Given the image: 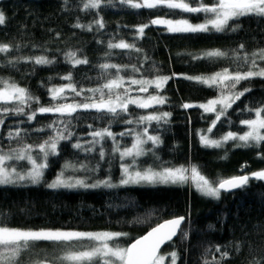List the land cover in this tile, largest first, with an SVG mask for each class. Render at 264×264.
Listing matches in <instances>:
<instances>
[{
  "label": "trees",
  "instance_id": "1",
  "mask_svg": "<svg viewBox=\"0 0 264 264\" xmlns=\"http://www.w3.org/2000/svg\"><path fill=\"white\" fill-rule=\"evenodd\" d=\"M86 0H0V10L5 13L4 25H0V44L12 45L8 53H0V78L14 82L28 89L39 98L24 106V114L0 113L4 120L0 125V149H20L24 145H37L55 135L48 125L55 123L56 129L69 139L61 140L57 154L49 155L48 167L39 184L0 185V220L7 226L25 229H67L85 232L126 233L110 244L127 247L133 240L145 234L165 219L185 216L182 227L188 233L187 239L180 235L168 243L161 254L176 252L177 264H264V181L250 179L247 186L232 192H221L215 199L203 195L192 183L159 185H125L98 188L47 187L66 163L86 165L92 168L100 164L97 177L122 176L121 164L125 161L117 145L126 148L133 144L135 133L145 127L148 134L159 136L162 143L146 144L150 150L142 159L144 165L155 168L190 169L195 166L210 180L250 174L264 169V142L259 147H236L238 141H227L221 147L205 146L201 135L220 138L227 132L247 131L242 120L255 117L252 109L264 103V78L241 81L238 90L251 88L236 101L227 114L221 116L211 132L208 129L216 119V113L205 112L200 107L185 109L184 103L199 105L220 96L218 87H209L188 76H210L222 69L247 70L248 65L235 60L233 52L249 54L264 48V17L249 15L229 22V29L239 25L236 31H209L200 33H172L162 25H149L143 37L137 35V26L148 24L161 16L172 19L204 21L211 14L189 13L179 9L157 7L134 9L120 0H103L99 9L83 8ZM196 6L198 0H190ZM211 4L214 0H203ZM103 18L104 27L94 22ZM77 24L84 28L75 27ZM87 25H92L91 30ZM124 40L135 44V49L108 47L109 42ZM220 49L228 57L215 59H194L202 53ZM76 52L77 58L87 59V64L73 66L65 55ZM46 56L54 63L37 65L24 57ZM9 61H16L10 64ZM115 64L121 69H101V64ZM139 71H134L132 66ZM71 73V81L62 79ZM175 74V75H173ZM116 75L123 76L125 87L131 79H153L155 76L173 78L161 88L149 87L139 92V85H130L133 97L161 95L166 103L140 108L130 104L128 112L113 116L95 109H78L71 115L55 112L37 113L34 120L28 115L40 106L90 102L93 93L88 91L100 87ZM71 82L77 95L67 89L64 97L53 100L50 89ZM107 93V90H105ZM123 93V89L119 90ZM99 99V93L95 94ZM107 98V96L105 97ZM16 102H0V107H15ZM221 106H218L219 110ZM119 111V110H118ZM171 113L165 121L135 123L138 117L148 114ZM132 120L133 123L125 121ZM109 128L115 140L105 137L100 143H93L91 133ZM20 130V136L10 138L9 132ZM43 129V131H40ZM120 133H126L121 136ZM130 133V134H129ZM211 139V138H210ZM80 143L82 148H75ZM84 149H92L85 151ZM104 152L103 158L100 152ZM39 157L38 149L32 151ZM226 157V158H225ZM9 164L19 166V161ZM28 166L26 161L21 162ZM21 166V165H20ZM83 175V171L74 172ZM83 243L87 244L88 241ZM229 256L221 259L220 252ZM239 247V251L236 248ZM59 247L48 241L36 242L35 248L23 254L22 264L58 254ZM171 257H168L170 264Z\"/></svg>",
  "mask_w": 264,
  "mask_h": 264
},
{
  "label": "snow or ice",
  "instance_id": "2",
  "mask_svg": "<svg viewBox=\"0 0 264 264\" xmlns=\"http://www.w3.org/2000/svg\"><path fill=\"white\" fill-rule=\"evenodd\" d=\"M111 2V0H109ZM67 3V0H65ZM103 3V0H86L83 4V8L87 9H99ZM121 4H126L131 8L140 9L148 8L153 9L157 7H166L168 9H179L189 13H205L211 14L206 16L203 23L193 24L188 19H165L156 18L152 19L148 24H142L137 26V35L143 37L145 29L149 25H165L167 31L172 33H200V32H223L225 30L236 31L239 25L233 26L229 29V22L233 20H239L240 17L256 15L264 17V0H214L211 4H205L203 0H198L196 6H192L190 0H120ZM6 20L5 13L0 10V25H4ZM99 28L104 27L103 18L94 22ZM75 27L84 28L85 25L77 24ZM87 28L91 30L92 25H87ZM12 45L0 44V53H8L12 49ZM108 47L119 49H135L137 52L141 51L135 47V44H129L124 40H120L118 43L109 42ZM244 45L241 44L239 49H243ZM234 50L233 55L235 60L242 61L243 64L248 65L247 70L241 71L240 65H237L236 70L230 71L228 68L222 69L219 72L213 73L210 76H188L185 77L189 80H195L201 84L209 87H218L220 90V96L207 103L194 105L192 103H184L183 108L188 109L192 107H200L205 112L216 113V119L212 121L211 127L208 129L211 132L212 128L216 126L217 121L221 116L227 114L226 110L231 108L236 101L240 100L245 93L250 92L251 88H244L242 91L238 90V85L241 81H247L252 78H264V67L257 63V60L264 61V48H261L251 54L244 52L242 55L240 51ZM69 61L75 65L87 64V59L77 58L76 52H68L65 54ZM221 57H228V53L220 49H214L202 53L200 56H194V59L208 58L215 59ZM24 60L34 61L37 65H47L54 63L53 60L48 59L46 56L37 57H24ZM10 64H15L16 61H9ZM101 69L107 70L111 68L121 69L122 67L115 64H101ZM134 71H139L134 65L132 66ZM175 75V74H173ZM172 76H160L157 75L153 79H131L128 87H125V79L123 76L116 75L114 78L108 79L106 83L102 84L98 88L89 89L88 91L93 93V97L88 98L90 102L68 104L60 103L50 106H40L36 110L32 111L28 115L29 120H34L37 113H60L68 114L76 112L78 109H95L99 112H107L113 116L119 113L128 112V106L130 104L136 105L140 108H150L153 105H159L166 103L167 98L157 95H148L146 98L130 95L132 91L130 85H139L137 89L139 92H147L148 88L155 85L157 89L165 85L168 80L172 79ZM62 79L71 81V73ZM67 89H71L76 92L77 95H81L83 89L77 92L75 85L69 82L66 85L60 87L51 88L50 94L53 100H58L64 97ZM123 89V93L119 90ZM107 90V93L106 91ZM99 93V99L95 97V94ZM107 96V98H105ZM16 102L15 107H0V113L5 115L13 113L16 115L24 114V106L29 105L30 101L39 102L38 97L32 96L28 89L20 87L14 82H9L0 78V102ZM217 105H220V109H217ZM119 110V111H118ZM250 112H254L255 117L253 119L242 120L241 123L246 125L248 130L243 134L236 132H227L221 139H210L206 135H201L200 140L205 146L221 147L227 141H238L236 147H259L264 142V103L261 106L247 109ZM171 116V113L163 112L159 114H148L137 118L135 123L141 124L151 121H165ZM126 123H133L132 120L125 121ZM4 120L0 119V125H3ZM53 128L55 135L50 136L42 143L37 145L27 144L20 149H9L8 152H4L0 149V185H10L28 182L30 184H39L43 180L44 170L48 167L49 155H56L58 144L61 140L69 139V136H65L63 132L59 131L55 127V123L48 125ZM43 131V129H40ZM126 133H120L123 136ZM130 134V133H129ZM10 138L20 136V130L17 129L14 133L9 132ZM93 137V143H100L105 137H110L115 140V135L109 130V128H103L95 130L91 133ZM146 137V138H145ZM151 141L153 145L162 143L159 136H153L148 134V129L145 127L142 132L135 133V142L130 148H124L121 151L120 147L114 149L116 152H120L121 157H133V164L135 163V157L140 155H146L148 151L144 148V145ZM75 148H82L80 143L74 145ZM38 149L40 156L34 157L32 151ZM90 151L92 149H84ZM264 158V153H259ZM101 158L104 156V152H100ZM226 158V157H225ZM11 160H27L30 162L31 167L26 171H17L15 166L8 165L7 162ZM38 160L40 162H38ZM74 168L75 165L66 163L64 170H62L57 177L47 184L48 188H98V187H117L120 185L128 184H156V183H185L189 177L186 173L189 171L183 166L179 168L166 167L160 171H156L151 167L144 171L130 170L132 164H124L123 177L121 178L119 185L111 182L109 176L103 180H96L93 183H88L85 179L76 178L73 176L65 177V170L68 168ZM80 169L86 168V165H79ZM93 169L92 171H95ZM191 178L196 181L197 189L205 196L219 199L221 191H231L238 188H243L248 185L250 179L264 181V169L254 171L250 174L232 176L228 178H219L216 180H210L202 175L199 170L193 166L191 168ZM186 218L184 216L176 217L171 220L164 221L152 228L146 235L135 240L128 247H120L118 245L110 244V241L127 235L120 232H85L75 230H63V229H25L15 228L7 226L3 220H0V264H22L23 254L31 251L36 246V242L48 241L53 245L59 247L60 252L58 254L50 255L44 259L34 261L33 264H164L165 259L170 256V264H177L178 255L176 252H171L166 255L160 254L161 246L172 241L173 237H176L180 233L183 238L187 239L188 233L181 229L182 223ZM88 241L87 244L83 243ZM216 251L220 252V246H216ZM239 251V247L236 248ZM229 256L228 251L220 252L221 259H225ZM205 264H208L205 261ZM256 264H260L257 261Z\"/></svg>",
  "mask_w": 264,
  "mask_h": 264
},
{
  "label": "rangeland",
  "instance_id": "3",
  "mask_svg": "<svg viewBox=\"0 0 264 264\" xmlns=\"http://www.w3.org/2000/svg\"><path fill=\"white\" fill-rule=\"evenodd\" d=\"M156 18H165V19H172V18H168V17H161V16H158V17H155V18H153V19H156ZM172 20H177V19H172ZM189 20V19H188ZM191 23H193V24H197V23H203L204 21H199V22H193V21H191V20H189ZM162 26H164V27H166L165 25H162ZM167 29V28H166ZM257 63L258 64H260L262 67H264V61H261V60H257ZM153 87H155V85H152ZM218 106H220V105H217V107ZM253 119V118H252ZM236 133H238V132H236ZM239 134H243V133H239ZM209 137V136H208ZM223 137V136H222ZM222 137H220V138H213V137H210L211 139H217V140H219V139H221ZM146 138V137H145ZM134 142H135V138H134ZM133 142V143H134ZM148 142H151V141H148ZM147 142V143H148ZM146 143V144H147ZM146 144L144 145V148L146 149V150H148L147 148H146ZM151 144H152V142H151ZM132 146V145H131ZM131 146H129V147H126V148H130ZM121 149V151H123V149L124 148H120ZM149 152V151H148ZM145 155H140V156H137V157H135V163L133 164V157H124L125 158V161L121 164V168H122V165H124V164H132V168L130 169V170H132V171H135V170H140V171H144L145 169H147V168H149V167H151L152 169H154V170H156V171H160V170H162L161 168H155V167H152V166H150V165H144L143 164V162L141 161V159L144 157ZM11 161H19V166H17V165H13V164H9V162L10 161H8L7 162V164L8 165H11V166H15L16 168H17V171H26L27 169H29L30 167H31V164H30V162L29 161H27V160H11ZM23 161H26L27 162V165L28 166H23L22 164H21V162H23ZM38 162H40L39 160H38ZM21 165V166H20ZM72 165H74V164H72ZM76 167H75V169L74 168H68L67 170H65V177H68V176H73V177H76V178H80V179H85L88 183H93V182H95L96 180H103V179H106V178H99V177H97V174L99 173V170H100V168H101V166H100V164H97L96 166H92V168H84V169H80L79 168V165H75ZM176 168H179V167H176ZM93 169H96L95 171H92ZM186 169V168H185ZM62 170H64V168L62 169ZM61 170V171H62ZM189 171L186 173V175L189 177V179H188V181H191V183L196 187V181L195 180H193L192 178H191V170L190 169H188ZM60 171V172H61ZM76 171H83L84 172V174L83 175H76L74 172H76ZM123 175H124V173H123V168H122V176H121V178L123 177ZM108 178V177H107ZM121 178H119L118 180H113L112 178H111V182L113 183V184H116V185H119V182H120V180H121ZM18 184H30V183H28V182H24V183H18ZM159 184H164V183H156V184H148V183H140V184H128V185H159ZM168 184H172V183H168ZM120 186H125V185H120ZM197 188V187H196ZM63 230H67V229H63ZM75 231H77V230H75ZM161 255H166V254H161ZM169 257V256H168ZM168 257L165 259V261H164V264H167L168 263Z\"/></svg>",
  "mask_w": 264,
  "mask_h": 264
},
{
  "label": "water",
  "instance_id": "4",
  "mask_svg": "<svg viewBox=\"0 0 264 264\" xmlns=\"http://www.w3.org/2000/svg\"><path fill=\"white\" fill-rule=\"evenodd\" d=\"M244 175H245V174H244ZM234 190H236V189H234ZM234 190H231V191H223V190H222L221 192H223V193H227V192H232V191H234ZM176 217H180V216H176ZM176 217H172V218L165 219V220H163L162 222H160L159 224L163 223L164 221H167V220H171V219H173V218H176ZM184 217H185V216H184ZM185 218H186V217H185ZM185 221H186V220H185ZM184 223H185V222H184ZM184 223H182V225H181V229H182ZM157 225H158V224H157ZM157 225H155L154 227H156ZM154 227H152V228H154ZM152 228H151V229H152ZM151 229L148 230V231H147L145 234H143L142 236L146 235L149 231H151ZM142 236H140V237H142ZM178 236H179V233L177 234L176 237H173L172 241H168V242L164 243V244L161 246V248H160V254H161L163 248H164L168 243L173 242ZM140 237H138V238H140ZM138 238H136V239H138ZM136 239H135V240H136ZM135 240H133L131 243H134ZM131 243H130V244H131ZM130 244H129V245H130ZM129 245H128V246H129ZM128 246H127V247H128Z\"/></svg>",
  "mask_w": 264,
  "mask_h": 264
}]
</instances>
